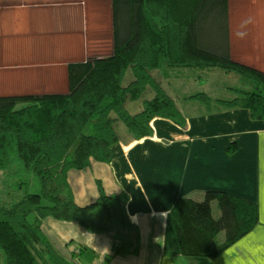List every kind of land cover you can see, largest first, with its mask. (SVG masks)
Instances as JSON below:
<instances>
[{"label": "trees", "instance_id": "trees-1", "mask_svg": "<svg viewBox=\"0 0 264 264\" xmlns=\"http://www.w3.org/2000/svg\"><path fill=\"white\" fill-rule=\"evenodd\" d=\"M230 14V0H113L114 51L71 62L68 91L0 95V170L13 169L25 191L0 201V264H79L48 232L53 215L113 233L116 251L126 252L116 236L133 226L130 193L101 182L100 196L79 206L69 174L112 162L115 144L144 135L154 117L187 126L193 100L264 119V69L233 58ZM36 180L45 198L32 196ZM172 217L182 253L216 256L256 226L260 207L209 189L204 199L180 196ZM222 230L225 240L215 242Z\"/></svg>", "mask_w": 264, "mask_h": 264}, {"label": "crops", "instance_id": "crops-1", "mask_svg": "<svg viewBox=\"0 0 264 264\" xmlns=\"http://www.w3.org/2000/svg\"><path fill=\"white\" fill-rule=\"evenodd\" d=\"M241 1L233 14L230 0L233 58L264 69V0ZM113 51V0H0V95L68 91L71 62ZM202 106L187 105V126L156 116L144 135L115 144L112 162L70 170L79 206L100 196L101 182L109 193L128 191L133 226L117 234L130 245L118 252L113 233L46 217L67 254L76 252L79 264H264V119L245 107ZM209 189L257 201L260 221L216 256L186 255L172 208L180 196L204 199Z\"/></svg>", "mask_w": 264, "mask_h": 264}, {"label": "rangeland", "instance_id": "rangeland-1", "mask_svg": "<svg viewBox=\"0 0 264 264\" xmlns=\"http://www.w3.org/2000/svg\"><path fill=\"white\" fill-rule=\"evenodd\" d=\"M241 4H242L241 0H231V10L233 11V14H238V13H240L239 11H242V9H241L242 5ZM263 17H264V15H263ZM185 95H186V93L183 91V96L185 97ZM202 107L205 108L204 106H202ZM185 109L187 111L189 110V108L186 106H185ZM121 130H122L123 134H125L123 127ZM17 182H18L17 175L14 173L13 169L0 170V201H2V200L15 201V200L21 199L23 197V195L25 194V191L18 188ZM34 183L35 184L32 187V191L34 190L32 193L33 194L32 196L36 197L37 199L38 198H45V195H43L44 194L43 190H42L43 194H40L41 192H39V190L41 191L40 180H36ZM43 201H46V199H43ZM213 209H214L215 215L219 216L221 211L218 207L217 201L213 202ZM53 216H58V215H53ZM225 238H226V231L222 230L217 235L215 242H222L225 240Z\"/></svg>", "mask_w": 264, "mask_h": 264}, {"label": "clouds", "instance_id": "clouds-1", "mask_svg": "<svg viewBox=\"0 0 264 264\" xmlns=\"http://www.w3.org/2000/svg\"><path fill=\"white\" fill-rule=\"evenodd\" d=\"M246 33L245 32H238L237 37L240 39H243L245 37Z\"/></svg>", "mask_w": 264, "mask_h": 264}]
</instances>
